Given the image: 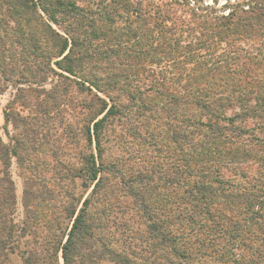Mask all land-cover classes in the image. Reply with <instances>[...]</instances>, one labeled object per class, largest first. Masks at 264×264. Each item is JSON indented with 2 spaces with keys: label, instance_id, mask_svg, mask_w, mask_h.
<instances>
[{
  "label": "trees",
  "instance_id": "trees-1",
  "mask_svg": "<svg viewBox=\"0 0 264 264\" xmlns=\"http://www.w3.org/2000/svg\"><path fill=\"white\" fill-rule=\"evenodd\" d=\"M219 3L0 0V78L86 95L63 264H264V0Z\"/></svg>",
  "mask_w": 264,
  "mask_h": 264
},
{
  "label": "rangeland",
  "instance_id": "rangeland-1",
  "mask_svg": "<svg viewBox=\"0 0 264 264\" xmlns=\"http://www.w3.org/2000/svg\"><path fill=\"white\" fill-rule=\"evenodd\" d=\"M52 67L55 73L45 85L0 78V204L6 227L0 228L5 246L0 264H63L61 251L56 256L53 248L65 228L70 230L65 212L74 206L78 211L91 191H84L80 179L91 150L84 130L86 95L72 83L68 95L56 100L53 85L66 81ZM114 130L123 135L117 124ZM116 140L111 158L126 154Z\"/></svg>",
  "mask_w": 264,
  "mask_h": 264
}]
</instances>
